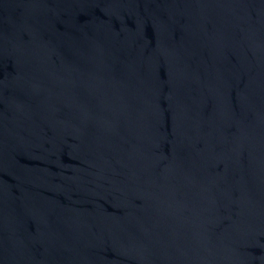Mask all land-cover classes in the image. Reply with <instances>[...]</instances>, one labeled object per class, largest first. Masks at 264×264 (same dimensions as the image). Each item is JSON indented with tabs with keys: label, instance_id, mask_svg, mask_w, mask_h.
<instances>
[{
	"label": "water",
	"instance_id": "1",
	"mask_svg": "<svg viewBox=\"0 0 264 264\" xmlns=\"http://www.w3.org/2000/svg\"><path fill=\"white\" fill-rule=\"evenodd\" d=\"M0 264H264V0H0Z\"/></svg>",
	"mask_w": 264,
	"mask_h": 264
}]
</instances>
